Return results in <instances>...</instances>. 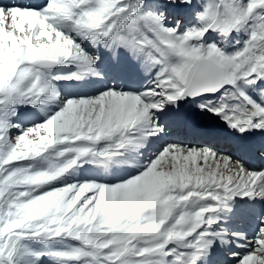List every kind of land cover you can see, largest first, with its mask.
Segmentation results:
<instances>
[{
  "label": "snow or ice",
  "instance_id": "1",
  "mask_svg": "<svg viewBox=\"0 0 264 264\" xmlns=\"http://www.w3.org/2000/svg\"><path fill=\"white\" fill-rule=\"evenodd\" d=\"M255 159L264 0H0V264H264Z\"/></svg>",
  "mask_w": 264,
  "mask_h": 264
},
{
  "label": "bare ground",
  "instance_id": "2",
  "mask_svg": "<svg viewBox=\"0 0 264 264\" xmlns=\"http://www.w3.org/2000/svg\"><path fill=\"white\" fill-rule=\"evenodd\" d=\"M24 2H28V3H38L39 0H24ZM252 162L255 163L258 168L261 167V166H264V164L258 163V160L257 159L253 160Z\"/></svg>",
  "mask_w": 264,
  "mask_h": 264
}]
</instances>
